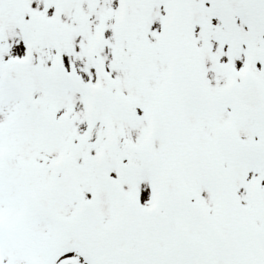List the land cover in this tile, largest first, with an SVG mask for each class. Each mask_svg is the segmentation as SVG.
Listing matches in <instances>:
<instances>
[{
    "label": "snow or ice",
    "instance_id": "1",
    "mask_svg": "<svg viewBox=\"0 0 264 264\" xmlns=\"http://www.w3.org/2000/svg\"><path fill=\"white\" fill-rule=\"evenodd\" d=\"M0 264H264V0H0Z\"/></svg>",
    "mask_w": 264,
    "mask_h": 264
}]
</instances>
